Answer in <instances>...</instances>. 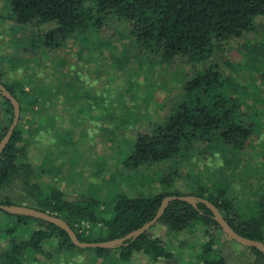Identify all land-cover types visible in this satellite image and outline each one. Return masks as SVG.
Here are the masks:
<instances>
[{
    "label": "trees",
    "instance_id": "obj_1",
    "mask_svg": "<svg viewBox=\"0 0 264 264\" xmlns=\"http://www.w3.org/2000/svg\"><path fill=\"white\" fill-rule=\"evenodd\" d=\"M5 4L19 23H45L42 42L50 49L78 32L100 31L114 18L126 24L139 49L149 50L159 62L170 63L183 56L192 63L201 62L162 118L136 133L125 159L127 165L136 167L173 157L182 146L199 139L217 137L236 148L250 135L251 128L243 121L237 102L222 89L223 75L212 52L220 42L247 33L253 17L264 15V0H5ZM0 81L19 104L17 122L0 151V203H21L59 215L77 238L97 241L122 235L151 218L163 195L191 193L210 200L239 234L264 241V181L256 207L247 216L234 210L222 188L216 192L203 187L188 191L162 188L146 195L118 193L103 201L87 194H65L53 179L41 181L43 168L34 166L30 148L38 140L51 142L45 136L46 122L39 123L36 117L42 112L53 114V109L46 111V104L52 106L59 100L58 85L40 83L31 76L2 80L1 72ZM11 116L9 100L0 95V136ZM48 145L44 143L43 152ZM155 223L174 232L194 223L203 226L204 234H209V226L221 230L202 202L194 207L181 199L170 200ZM148 229L111 248L80 247L51 221L0 208V264H133L134 253L152 263L159 257L170 258L172 253L163 239ZM210 241L209 237L201 244L198 255L211 247ZM249 247L253 257L242 264H264V252ZM188 264L231 263L218 256L196 257Z\"/></svg>",
    "mask_w": 264,
    "mask_h": 264
},
{
    "label": "rangeland",
    "instance_id": "obj_2",
    "mask_svg": "<svg viewBox=\"0 0 264 264\" xmlns=\"http://www.w3.org/2000/svg\"><path fill=\"white\" fill-rule=\"evenodd\" d=\"M8 11L0 0L1 79L31 76L58 85L61 93L54 105L46 104V111L53 109L51 116L42 112L36 117L46 122L45 136L51 141L38 140L30 148L34 166L43 168L41 181L53 179L65 194L103 201L118 193L146 195L162 188H222L240 216L252 214L264 181V15H255L247 33L220 42L212 52L223 75L222 89L235 99L251 128L243 145L232 148L217 137L199 139L173 157L133 167L125 159L136 133L162 118L201 62L184 56L159 62L149 50L139 49L126 24L114 18L100 31L78 32L50 49L42 42L45 23H19ZM44 143L49 144L45 154ZM202 228L194 223L174 232L153 223L148 233L161 237L172 256L152 263L134 253L131 262L188 264L196 257L222 256L242 264L253 257L248 245L213 226L209 234ZM209 237L211 247L198 255Z\"/></svg>",
    "mask_w": 264,
    "mask_h": 264
},
{
    "label": "water",
    "instance_id": "obj_3",
    "mask_svg": "<svg viewBox=\"0 0 264 264\" xmlns=\"http://www.w3.org/2000/svg\"><path fill=\"white\" fill-rule=\"evenodd\" d=\"M0 95H2L3 97L9 100L11 104V108H12L11 120L7 128L5 129L4 133L0 136V151H1V149L5 146L6 142L8 141L11 135V132L17 122L18 115H19V104H18L17 99L14 97V95L4 86V84L1 81H0ZM172 199L184 200L186 202H189L194 207L196 206L197 202H202L211 211V217L217 222L221 231L224 232L228 237L238 241L241 244L253 246L259 249L260 251L264 252V241L260 239H256V238H249V237L239 234L230 226V224L222 216L218 208L210 200H208L207 198L203 196H199V195L191 194V193L163 195L159 201V204L154 214L151 216V218L144 221L139 226L125 232L122 235L104 239V240H97V241H86V240H80L79 238H77L72 228L59 215H55L47 211L29 206V205L21 204V203L20 204L19 203H8V204L0 203V208L6 212L16 213V214H26V215L39 217V218L51 221L66 231V233L69 236V239L74 245H77L80 247L98 246V247L111 248L114 246H118L122 243H125L127 239H130V240L133 239L139 233L148 229L156 221L159 215L162 213L167 203Z\"/></svg>",
    "mask_w": 264,
    "mask_h": 264
}]
</instances>
